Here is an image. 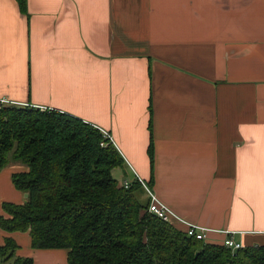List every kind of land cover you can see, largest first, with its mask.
Segmentation results:
<instances>
[{"label": "crops", "instance_id": "1", "mask_svg": "<svg viewBox=\"0 0 264 264\" xmlns=\"http://www.w3.org/2000/svg\"><path fill=\"white\" fill-rule=\"evenodd\" d=\"M24 6L0 0V101L108 133L124 180L150 182L177 229H207L208 244L229 232L242 248L264 245V0ZM21 171H0V216L9 196L26 200L11 183ZM7 236L18 257L67 264V249H31L27 232L1 229L0 246Z\"/></svg>", "mask_w": 264, "mask_h": 264}, {"label": "trees", "instance_id": "2", "mask_svg": "<svg viewBox=\"0 0 264 264\" xmlns=\"http://www.w3.org/2000/svg\"><path fill=\"white\" fill-rule=\"evenodd\" d=\"M11 162L26 167L10 175L26 200L1 204L0 229L27 232L31 249H67V264H264V245L232 252L150 214L135 196L139 183L124 188L113 178L123 164L114 145L78 117L0 105V171ZM17 248L7 236L0 264H33Z\"/></svg>", "mask_w": 264, "mask_h": 264}, {"label": "built area", "instance_id": "3", "mask_svg": "<svg viewBox=\"0 0 264 264\" xmlns=\"http://www.w3.org/2000/svg\"><path fill=\"white\" fill-rule=\"evenodd\" d=\"M13 105L9 102H6L5 100L0 101V105ZM25 106V105H24ZM103 135V138L108 140L110 143H112L111 136L107 133L101 132ZM114 144V143H112ZM133 181H136L141 185V187L144 188L145 193L147 195V201L148 204V212L154 216H157L159 219H161L164 222H169L172 217H176L169 208H167L162 202H160L157 198L154 192L150 187L146 185L138 176H135ZM131 182H128L127 180H123L120 184L121 187L129 188ZM186 224V223H185ZM188 236L194 237L195 239L204 240L207 229H204L202 227H197L194 225H191L189 223L186 224V227L184 229ZM227 233V232H226ZM228 236L223 240L221 244H223L227 249H230L232 252L242 248V245L240 243H236L232 237L231 233H227Z\"/></svg>", "mask_w": 264, "mask_h": 264}, {"label": "rangeland", "instance_id": "4", "mask_svg": "<svg viewBox=\"0 0 264 264\" xmlns=\"http://www.w3.org/2000/svg\"><path fill=\"white\" fill-rule=\"evenodd\" d=\"M18 163H20V162H18ZM20 164L25 168V166L22 163H20ZM111 173H112V175H114L115 179L118 180V182H121L126 178V176H125L126 173L122 172V170L120 168L113 169L111 171ZM142 188H139L138 190H136L135 196H136L137 200H139L142 204H145L147 202L146 201L147 198H145V199L143 198V191L144 190ZM21 193H22V191H21ZM7 194L11 195L10 193H7ZM9 198H11V196H9L8 200H5V201L12 202L11 200H9ZM12 203H15V202H12Z\"/></svg>", "mask_w": 264, "mask_h": 264}]
</instances>
